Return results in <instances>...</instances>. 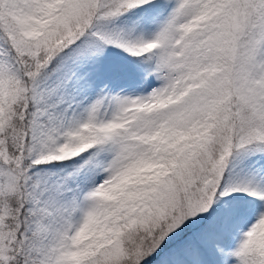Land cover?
<instances>
[{"label": "snow or ice", "instance_id": "6c2138e0", "mask_svg": "<svg viewBox=\"0 0 264 264\" xmlns=\"http://www.w3.org/2000/svg\"><path fill=\"white\" fill-rule=\"evenodd\" d=\"M0 264H264V0H0Z\"/></svg>", "mask_w": 264, "mask_h": 264}]
</instances>
